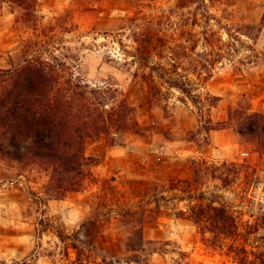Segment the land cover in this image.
I'll return each mask as SVG.
<instances>
[{"label":"rangeland","instance_id":"rangeland-1","mask_svg":"<svg viewBox=\"0 0 264 264\" xmlns=\"http://www.w3.org/2000/svg\"><path fill=\"white\" fill-rule=\"evenodd\" d=\"M142 1L138 10L134 0H35L36 18L28 22L16 4L0 0V69L37 49L54 55L91 86L117 88L138 123L88 141L89 175L65 194L54 191L52 169L41 161L0 158V264H74L78 257L235 264L232 245L246 248L252 261L264 259V204L255 195L264 191V147L249 131L253 115L264 117V0H192L184 8L179 0ZM157 9L187 31L161 36L169 48L159 38L146 62L122 27ZM26 41L42 47L24 52ZM203 165L200 184H188ZM153 195L185 200L160 202L161 213L140 224L144 211H158ZM200 202L229 212L237 238L218 246L175 215H190Z\"/></svg>","mask_w":264,"mask_h":264},{"label":"trees","instance_id":"trees-1","mask_svg":"<svg viewBox=\"0 0 264 264\" xmlns=\"http://www.w3.org/2000/svg\"><path fill=\"white\" fill-rule=\"evenodd\" d=\"M10 1L22 9L23 19L34 21L35 0ZM191 1L179 0L178 5L183 4L184 8L185 4ZM142 2L144 1L134 0V7L139 10ZM206 15L209 21L211 15ZM165 17V12L157 9L155 15L129 17L124 21L122 31L127 28L132 31L136 56H145L146 62H149L155 42L161 36L186 34V24L171 23ZM262 25L264 26V17ZM208 30L211 31L207 29L205 33H209ZM160 42L162 49L169 48L163 37ZM39 45L42 47L39 41H26L23 50L32 51L34 48H40ZM175 45L183 48L181 42ZM37 50L36 54L18 66L0 69V158L17 163L41 161L42 165L52 169L51 181L54 191L65 194L82 185L83 179L89 175L86 168L93 163V158L86 156L88 141L98 140L101 136L109 139L114 130H128L138 123L134 118L135 109L121 98L117 88L111 85L91 86L81 77L67 72L65 64L57 62V57H44ZM235 112L232 110L231 114ZM253 116L258 120L253 122L255 125L251 124L249 131L259 134L261 145L264 147V117ZM204 164L206 166V163ZM203 167L204 165L194 168L193 179L188 184H200ZM178 191L185 193L182 189ZM151 198L156 200L158 213L154 210L144 211L139 220L140 224L149 218L150 214L155 219L161 213L160 202L185 200L184 197L177 196L153 195ZM150 200L143 203L147 205ZM175 215L190 218L200 230V234H212V240L218 246H225L228 240L236 239L239 234L235 218L225 209L214 205L203 206L200 202L192 208L190 215L184 210L177 211ZM205 221L210 223L203 225ZM231 250L235 264H264V259L252 261L249 251L244 247L232 245ZM74 264L92 263L78 257ZM101 264L108 262L102 260Z\"/></svg>","mask_w":264,"mask_h":264},{"label":"built area","instance_id":"built-area-1","mask_svg":"<svg viewBox=\"0 0 264 264\" xmlns=\"http://www.w3.org/2000/svg\"><path fill=\"white\" fill-rule=\"evenodd\" d=\"M255 195L257 199H259L262 202V204H264V191H262V189L259 188L258 190L255 191Z\"/></svg>","mask_w":264,"mask_h":264}]
</instances>
